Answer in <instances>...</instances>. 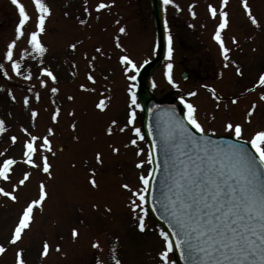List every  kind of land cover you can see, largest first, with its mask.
<instances>
[{
    "label": "rangeland",
    "instance_id": "obj_1",
    "mask_svg": "<svg viewBox=\"0 0 264 264\" xmlns=\"http://www.w3.org/2000/svg\"><path fill=\"white\" fill-rule=\"evenodd\" d=\"M19 2L30 19L23 27L25 36L15 44L13 58L22 69L29 70L33 78L24 81L12 74L10 64L2 59L6 45L15 38L14 29L19 17L10 0H0V120H4L6 129L0 133V152L5 153L0 162L8 157L21 158L22 141L26 139L21 127L33 135L46 134V128L53 127L55 134L50 140L55 155L46 153L52 165L51 179L31 169L30 179L24 186L18 185L13 193L17 197L15 201L0 195V245L6 248V252L0 254V264H14L17 248L23 252L26 264H96L97 260L100 264H114L113 252L122 264H158L157 252L161 248L158 233L162 230L150 218L145 206L147 231L141 234L134 229L128 206L130 192L120 187L127 183L133 189L139 188L138 177L148 176V151L144 138L133 146L128 144L134 138L130 128L119 131L127 123L128 85H134L135 93L136 80L125 79L118 57L128 55L138 67L155 58L157 43L149 0H114L111 8L84 16L83 25L79 23L83 0H44L51 12L45 19L44 31L38 36L47 49L39 58L42 64L29 56L19 61V52L27 47L26 35L35 30L37 16L31 0ZM98 2L100 0H88L90 7ZM103 2L110 3L111 0ZM246 3L260 28H255L247 20L241 0H227L224 10L229 22L221 34L225 47L231 49L228 53L230 61L241 67L243 76H236L235 66L223 61L219 46L211 38L219 21L218 17L209 16L207 6L211 4L219 12L220 0H172L169 5H161L164 30L167 26V34L171 37L172 54L166 59L169 45L165 39L163 57L147 74V89L156 99L177 102L183 113L181 97L194 104L198 121L209 134L230 136L224 131V124L242 122L251 103L256 102L257 108L250 123L243 125L244 141L255 131L264 129V102L258 100L262 89L245 91L253 88L258 73L264 70V0H246ZM189 4L194 5L195 17L188 12ZM173 5L180 11L177 12ZM65 11L68 16L64 15ZM120 27H124L126 33H119ZM232 37L236 38L237 45L232 44ZM77 41L75 51L67 47ZM117 42L124 49L123 53L116 48ZM97 47L101 48L102 54L95 52ZM85 53L88 59L96 57L93 72L96 84L88 85L96 89L94 92H82L78 87L80 83H88L85 79L88 71ZM73 63L76 68H72ZM168 63L173 65L170 72L176 88H172L163 76ZM225 63H228L227 68L223 67ZM40 66L49 67L57 75L59 91L55 96L39 88L35 77L39 75ZM183 71L187 73L185 79L180 77ZM4 73L8 74L7 77ZM202 85L213 88L221 98L219 108L212 94ZM29 87L32 92L28 91ZM8 91L12 92L15 101L8 97ZM188 92L196 95L188 96ZM37 93L39 102L34 98ZM68 95L74 99L68 101ZM24 96L29 97L31 107L38 112L35 122L30 118V109L23 106ZM100 98H105L108 105L103 113L94 108V102ZM233 98L237 100L235 105L231 103ZM55 108H60V114L59 122L53 125L50 114ZM134 110V126L141 129V108ZM68 111L74 115L69 117ZM113 119L117 125L113 126L112 134L107 135L105 129ZM73 120L77 125L75 131L69 127ZM11 135L17 137L15 144L8 139ZM73 136L79 139L73 140ZM109 145L118 148V152L113 154ZM137 150H140V156H136ZM97 151L101 153V164L95 162ZM141 160L145 163L138 169L135 164ZM89 169L95 170L96 189L88 184ZM23 170L29 169L22 163L13 165L10 179L0 180V188L11 192L12 184L22 178ZM41 180L45 181L48 193L43 207L34 208L31 227L25 230L23 239L17 245H9L10 232L27 202L38 197ZM136 203L140 201L136 199ZM93 204L97 206L95 209ZM73 227L79 232L76 240L70 235ZM45 240L50 251L41 259L39 250ZM93 242L98 243L97 249L91 247ZM57 245L59 253L55 251ZM168 259L169 264H175L172 252Z\"/></svg>",
    "mask_w": 264,
    "mask_h": 264
},
{
    "label": "snow or ice",
    "instance_id": "obj_2",
    "mask_svg": "<svg viewBox=\"0 0 264 264\" xmlns=\"http://www.w3.org/2000/svg\"><path fill=\"white\" fill-rule=\"evenodd\" d=\"M18 12V23L15 25V38L6 45V52L2 59L8 61L10 64L11 73L19 76L24 81H29L33 77L31 72L27 69H22L20 63L13 58V50L17 41L25 36L23 27L30 19L24 6L19 0H10ZM34 10L37 13L35 30L28 32L26 35L27 47L21 49L19 52V61H24L26 56L31 57L42 64L43 61L39 58L43 57L47 51L46 47L38 39L40 33L44 31V23L46 17L50 15V8L44 0H31ZM114 0L110 3H105L103 0L96 3L94 7H90L88 0H83L82 15L79 23L83 25L84 16H89L91 12L99 14L101 10L112 7ZM172 0H162L163 5H169ZM227 0H220V10L217 12L211 4L207 6V13L213 19L218 17V24H216L212 39L219 46V55L223 61L230 62L235 66V75L243 76V71L240 66H236L235 61H230L228 53L231 49L225 47L222 40V30L228 26V13L224 10ZM244 15L251 25L255 28H260L258 20L253 16L246 0H241ZM176 7L179 12L180 8ZM194 5H188V12L195 17L193 11ZM68 16V12H64ZM192 25H189L191 27ZM119 33H126L124 27L118 29ZM165 39L169 45L166 53V59L171 58V37L167 34V26L165 28ZM251 39V37H249ZM233 45L238 42L235 37L231 38ZM70 43L67 47L73 51L76 50L77 44ZM116 48L123 53L119 42L116 43ZM255 51V49H252ZM96 53H101V48H95ZM87 69L85 79L88 82L80 83L78 85L82 92H94L96 89L88 85H95L96 79L93 75L95 70L93 56L91 59L87 58ZM119 64L122 68V74L125 79L135 81L136 76L132 73L139 72V67L134 63L132 58L128 55L121 54L118 57ZM144 63H147L145 61ZM173 65L168 63L165 65L163 76L167 83L172 88H176L170 70ZM228 67V63L223 65ZM72 68H76V64H72ZM2 70V68H0ZM39 75L35 77L38 81L40 89H44L55 96L59 89L56 86L58 77L49 67H38ZM7 77V73H4ZM75 75V73H72ZM107 79V77H105ZM50 82V83H49ZM207 90L212 94V99L216 101V106L219 108L220 97L216 95L215 90L206 85ZM260 87L262 91L258 96L260 102H264V70L258 73V77L253 84L252 89L246 88L245 91H252ZM32 92V87L28 88ZM128 111L126 115L127 123L124 127H120L119 131L124 132L125 127H129L134 134V138L130 139L128 144L135 146L137 140H142L141 129L134 126L135 110L139 109L140 105L137 103L134 93V85H128ZM8 97L15 101L11 91L7 93ZM102 95V94H101ZM188 96H195V92H188ZM35 100L39 102L40 95H35ZM68 101H72L74 97L68 95ZM53 103H55L53 101ZM180 103L184 106L183 118L199 137L192 135L185 128L183 123L173 124L166 127L161 135V143L159 151L165 158V177L161 181L163 189L161 191V199L157 200L164 212L167 213L169 220V234L164 231L158 233L161 238V248L157 252L158 264H169L168 254L173 251L180 253L181 259L186 264H264V129L255 131L246 141L243 140V125L250 123V118L253 116L257 108V103H251V106L244 114L242 122H227L224 124V131L234 137L236 142H227L223 145L208 139V133L205 132L203 126L199 123L196 115V106L188 103L183 97L180 98ZM231 103L235 105L237 100L233 98ZM23 106L26 110L30 109V118L35 122L38 112L30 105L28 96L23 97ZM105 98H100L94 102V108L100 113H103L107 108ZM227 107V105H225ZM151 111V110H150ZM60 108H55L51 111L50 119L53 125L59 122L58 117ZM67 115L72 117L74 113L68 111ZM117 125V121L113 119L105 129L107 135H111L113 126ZM69 127L75 131L77 125L76 121H72ZM5 122L0 120V133L5 132ZM20 131L24 133L26 139L22 141L21 158H5L0 162V180H9V172L12 166L22 163L27 166L29 170H23L22 178L17 183L12 184V190L4 191L0 188V195L7 197L9 200L15 201L17 197L13 194L17 191V186H24L26 181L30 179L31 169L41 172L47 177L52 178V165L46 153H55L52 151L50 138L54 136V128L47 127L46 134L33 135L25 127H21ZM151 135V132L149 133ZM8 139L15 144L17 137L11 135ZM73 140H78V136H73ZM128 144L125 147H128ZM245 144L251 146V154L245 148ZM113 154L118 152V148L109 145ZM153 152L149 154L147 163L152 164V156L157 150V145L153 144ZM136 156H140V150L136 151ZM5 153L0 152V157ZM95 162L101 164V153L95 152ZM144 160L138 161L135 164L136 168H141ZM153 169H148V176L140 175L138 177L141 187L133 189L129 184H121L120 187L130 192V199L128 206L131 209V218L134 222V229L138 233H145L147 225L144 214L145 193L149 187V177L152 175ZM88 184L93 189L98 187L94 178L95 170L89 169ZM38 197L27 202L26 206L20 213L18 220L10 232V239L7 240L9 245H17L23 239L25 230L31 227L33 219L34 208L43 207V202L47 198L46 183L41 180L38 184ZM136 198L140 201L136 203ZM95 209L97 206L92 205ZM106 211H111L107 209ZM70 235L73 240H76L79 232L76 227L71 228ZM174 242V243H173ZM93 249L99 247L98 243L91 244ZM50 245L45 240L39 250V257L43 259L48 255ZM56 252H60V247H55ZM6 252V248L0 245V254ZM114 264H122L115 252L112 255ZM14 264H26L23 258V252L17 248L14 254ZM96 264H100L97 260Z\"/></svg>",
    "mask_w": 264,
    "mask_h": 264
},
{
    "label": "water",
    "instance_id": "obj_3",
    "mask_svg": "<svg viewBox=\"0 0 264 264\" xmlns=\"http://www.w3.org/2000/svg\"><path fill=\"white\" fill-rule=\"evenodd\" d=\"M153 13L156 21V32L158 39L159 52L157 58L150 63L154 66L160 60L163 50H164V33L162 29L160 10L157 0H151ZM144 69L140 71L138 79L141 80L145 85H147L146 78H142ZM138 98L144 108V119L143 125L146 130L148 140L150 142V152H153V144L155 143L158 147L155 154L152 156V165L153 172L150 176V183L147 191L146 202L148 209L151 215L166 229L169 230V220L167 213L164 212V209L161 207L160 203L157 200L161 199V191L163 189V184L161 181L165 177V158L162 153L159 151V145L161 143V135L165 131L166 127H169L173 124L183 123L184 128L194 136L199 137L197 133L191 130L186 123L183 121L180 116L178 109L174 103L168 102H158L155 101L150 94L143 88L142 85L138 87ZM151 110V111H150ZM151 132V135L149 134ZM208 139L217 142L218 144L223 145L227 142H236L230 138H218L213 136H208ZM245 148L251 154L250 148L245 144ZM171 239V234L168 232ZM174 243V242H173ZM177 264H186V262L181 259L180 253L175 251Z\"/></svg>",
    "mask_w": 264,
    "mask_h": 264
}]
</instances>
